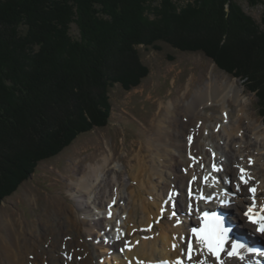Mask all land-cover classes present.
Here are the masks:
<instances>
[{
	"label": "trees",
	"instance_id": "1",
	"mask_svg": "<svg viewBox=\"0 0 264 264\" xmlns=\"http://www.w3.org/2000/svg\"><path fill=\"white\" fill-rule=\"evenodd\" d=\"M160 41L247 82L264 118V12L258 22L239 0H0V205L108 124L110 88L137 87L150 72L137 47Z\"/></svg>",
	"mask_w": 264,
	"mask_h": 264
},
{
	"label": "bare ground",
	"instance_id": "2",
	"mask_svg": "<svg viewBox=\"0 0 264 264\" xmlns=\"http://www.w3.org/2000/svg\"><path fill=\"white\" fill-rule=\"evenodd\" d=\"M241 94L242 92L239 91L235 82L214 83V81H208L205 89L197 93L191 101H187L184 105H173V109L168 106L167 114L159 123V127L164 131L161 138L171 136L175 132V139L172 138V141L167 140L165 143L158 141V144L155 145L156 148H152L153 156L151 159L146 156L148 154L145 156L140 153L136 154L134 158H137L138 163L134 164L133 169L129 171V181L125 180L124 176H122L123 173L117 170L115 165L114 168L105 166L101 169L96 166L99 162L96 161V164L90 163V173L86 176L88 170L86 168L75 181V186L73 187L75 199L77 198L75 204L62 202L65 207L69 204L75 205L77 212L76 215L72 214L75 220L72 221L67 232L58 233L62 236L63 243L57 246L49 242L41 246L28 241V237H22L23 240H20L13 233L9 234V236L8 233L6 236L0 235L3 240V244H0V264H103V261H112L110 255L114 252L116 255L113 258L116 264H147L151 261H163L167 258L174 261V257L184 252L188 255V261L192 264H219L210 258L207 259L204 254L188 249L186 243L179 238V232H185L184 229L187 230V226L179 223V216L171 217L170 212L175 209L182 215L183 208L180 200L186 202H184L186 211L193 203L196 215L201 210L200 206L197 207L199 204L204 207L228 211L229 215L225 220H229V223L231 222L230 224H235V226L230 227L226 223V228L230 236L233 237L235 233H241V231L251 227V224L246 222L242 214L249 204H255L257 208L261 206L262 211L264 210V168H260V172L257 169V164L260 162L264 166V133L259 131V123L257 121H247L252 118H250L251 116L245 117L243 112L245 104H243ZM231 97L235 99L240 107L238 116L235 119V116L231 115V113H229L228 117L224 116V112L228 111L226 107H229V99ZM215 103L224 107L221 117L214 118L213 114L210 118L201 116L200 110L202 108L214 106ZM170 107L173 113L176 109L174 107H183L180 111L183 112L184 117L176 120L180 121V125L172 124L174 119L167 120L170 117L169 114H171ZM227 121L228 123L225 124ZM245 124L251 130L250 135L247 137L244 135V130L243 134H241ZM234 133L242 135V139H245L243 143L249 146V150L244 152V150L239 148L234 153L231 148L227 153H224V149L228 147V141ZM178 137L180 138L178 139ZM190 137L194 138V142L191 145L188 143ZM225 144H227L226 147ZM174 149H182L183 152L182 154L178 152L176 154L177 157H175L172 155ZM157 153L160 158H158ZM104 154L105 152H103L101 157H104ZM163 154L166 156H163ZM109 159L110 157L104 158V161L107 162ZM214 161L216 162L215 167L212 166ZM156 162H159V165L164 168H159ZM247 162H250V165H247ZM175 164H180L179 169L183 173V177L179 180L175 179L176 172L179 169L176 171L171 170ZM234 164L237 165L236 171ZM240 167L245 168L243 173H240ZM162 169H165L166 180H162L160 176ZM223 175L226 177V182L221 177ZM242 176L247 177L245 184L241 183ZM203 177L208 178L206 183L202 181ZM229 179H231L232 183L234 182L233 185L227 183ZM79 182H82L80 192L77 190ZM237 185H242L241 191L235 190ZM103 186H107L108 189ZM123 186H127V189L130 190L127 201L132 204V206L130 205L131 207L126 206L123 210V213H127V219L124 222L126 233L116 238L112 237L108 241L104 240V238L97 241L100 238L98 234L106 230L112 220L116 222L118 219L116 216L117 212L121 211V209L117 210L121 205L122 198H120V193H122ZM188 186L195 193L192 199L187 196ZM251 186L258 187V192L254 198L250 196L248 190ZM150 189L153 190L151 192H154L156 197L153 201L151 198V202L147 200L151 195H145L146 191ZM201 192L207 195L206 201L199 199ZM231 192H236L237 194L234 198L233 208L226 209L225 207L223 209L222 200L230 199L232 196ZM83 195L87 197L86 203H91V208L88 210L90 212H84L77 205L78 203L81 206L83 205L81 202ZM168 195H171V200L165 205L168 207L165 216L161 221H158V212L163 209L162 202L164 203L167 200ZM111 202L116 203V207L113 209L115 211L113 217L108 215L109 210H112L108 208ZM92 205L98 209L95 214H92ZM54 210L55 208L52 211L54 212ZM42 216L39 218L40 220ZM185 216L188 218V215ZM67 218L71 220L72 217L67 215ZM77 218L84 221L83 227L87 228L84 230L85 233L80 231L83 227L77 222ZM168 218L176 221L175 226L169 222ZM56 219L54 217L53 220L49 219L48 221L53 228L57 226ZM153 221H155V224L151 228L150 223ZM191 223H195L193 219H191ZM39 225L40 223L35 227ZM10 228L11 226L9 225L7 232L11 231ZM15 229L21 230L24 228L18 229L15 227ZM170 230L176 231V233L173 234ZM44 234L47 235L46 233ZM28 236L32 237L33 235L29 234ZM186 238L187 235L185 238L183 237V239ZM258 240L263 242L264 234H262V237H258ZM172 242L175 243V248L171 247ZM128 246L131 247V250ZM122 247H125L124 254L118 252V248ZM258 250L260 252L254 251L251 258L260 257L264 262V255L261 254L263 252L260 248ZM220 257L226 264H246L235 260L233 257L226 258L223 252H221ZM255 264H258V262Z\"/></svg>",
	"mask_w": 264,
	"mask_h": 264
},
{
	"label": "rangeland",
	"instance_id": "3",
	"mask_svg": "<svg viewBox=\"0 0 264 264\" xmlns=\"http://www.w3.org/2000/svg\"><path fill=\"white\" fill-rule=\"evenodd\" d=\"M188 1L185 0V2ZM239 3L243 10L256 21L259 22L261 20L264 12L263 4L252 6L246 0H239ZM71 35L74 38L79 37V30L75 23L72 24ZM158 45L161 48L157 49L143 45L137 47L142 62L150 69L148 76L137 87L126 90L117 83L110 88L108 94L112 105V112L108 124L104 127H95L91 131L80 134L70 146L66 147L58 155L40 161L30 178L25 180L12 195L3 200L0 205V235L6 236L8 233L9 236V234L13 233L20 240H23L22 237H28V241L41 246L49 242L57 246L61 245L63 240L62 236L58 233L67 232L72 221L75 220L72 214H77L76 206L73 205L77 199H75L73 187L82 171L88 168L87 176L91 170L90 163L96 164L99 162L96 166H99L101 169L105 166L107 168H114L115 165V168L123 173L122 176H124L125 180L129 181V171L133 169L134 164L138 163L137 158H134L136 154L140 153L144 156L148 154L146 156L151 159L153 156L152 148L158 144V141L165 143L167 140L172 141V138H176L174 137L175 132L171 136L161 138L164 131L159 127V123L165 114H167V107L171 106L173 109V105H184L187 101H191L197 93L205 89L208 81H214V83H222L225 81L235 82L239 91L242 92L241 96L243 98V104H245L243 110L245 117L251 116L250 118H252L247 121H257L259 123V131L264 133V118L259 110L258 97L255 92L249 90L247 82L233 77L231 74L219 68L203 52L182 51L162 41L158 42ZM174 108H176L174 113L172 111L169 114L170 117L167 119V115L166 119H174L172 124L180 125V121L176 120L184 117L183 112L180 111L183 107ZM226 108L231 115L235 116L234 119L238 116L240 107L233 97L229 99V107ZM223 109L224 107L215 103L214 106L202 108L200 114L205 118H210L212 114L214 118L221 117ZM227 123L228 121L225 124ZM243 130L246 137L250 135V127L246 124L244 125V129L242 128L241 134H243ZM241 134L234 133L231 135L228 141L230 146L228 145L226 147L227 144H225L226 148L224 149V153H227L231 148L234 153L239 148L244 150V152L249 150V146L243 143L245 139H242ZM103 152H105L104 157H101ZM178 152L182 154L183 150L174 149L172 155L177 157L176 154ZM157 155L160 158L158 153ZM163 156L166 155L163 154ZM109 157L110 159L105 162L104 158ZM100 158L102 159L100 160ZM156 164L159 168H164L159 165V162H156ZM257 165V169L260 172L261 170L259 169L264 168V166L261 162ZM179 166L180 164H175L171 170L176 171L179 169ZM234 167L236 171L237 165L234 164ZM168 169L170 170L169 167ZM176 173V180L183 177L180 169ZM160 176L162 180L167 179L165 169H162ZM81 183L79 182L77 185L79 192L82 189ZM123 187L120 198H122V204L125 203V205L121 204L123 207L121 208L120 205L117 210L119 211L121 209L122 211L117 212L118 220H123L121 213L124 214V208L126 206H132L127 201L130 190L127 189V186ZM104 188L106 189L107 186ZM151 191L153 190L150 189L145 193L146 196L151 195L147 198L148 201L151 198L152 201L156 199L154 192ZM82 198L81 202L83 205L81 206L79 203L77 205L84 212H90L88 210L91 208V203H86V195H83ZM63 201L73 204L65 207L62 204ZM180 203H182L183 208L182 214H185L186 205L183 200H180ZM92 206V214H95L98 209L94 205ZM54 208L55 210L53 212L52 210ZM67 215L72 217L71 220L67 218ZM88 215L90 214L88 213ZM41 216L42 218L40 220L39 218ZM54 217L57 218L55 220L57 222L55 228L48 222L49 219L53 220ZM168 220L175 226V220L171 218H168ZM77 222L83 227V220L77 218ZM38 223L40 225L35 227ZM180 224L182 223L180 222ZM9 225L11 226V231L7 232ZM108 226L106 231L108 236L111 237V233H109L111 224ZM15 227L24 229L17 230ZM85 229L87 228L83 227L80 231L85 233ZM249 229L253 230V226ZM170 232L173 234L176 233L173 230H170ZM29 234L33 236L30 237L28 236ZM182 234L183 232L180 231V239H183L181 238ZM98 235L100 236V240H103L107 236L103 233H99ZM0 244H3L2 237L0 238ZM121 249L120 253L122 254ZM102 263L110 264L111 261H103Z\"/></svg>",
	"mask_w": 264,
	"mask_h": 264
},
{
	"label": "snow or ice",
	"instance_id": "4",
	"mask_svg": "<svg viewBox=\"0 0 264 264\" xmlns=\"http://www.w3.org/2000/svg\"><path fill=\"white\" fill-rule=\"evenodd\" d=\"M215 167V166H214ZM244 171L243 169L241 170ZM242 181L245 183L247 182L244 177H241ZM250 191H255L254 189H249ZM252 209H249V212H251ZM204 217H209V213L205 212ZM248 216V219L253 224H257L258 228L257 230L261 233H264V215H261L259 219L256 217L249 215L248 213L245 214ZM197 229H193V232H197ZM201 232V242L205 243L208 247L209 251L214 255L219 257L220 252L223 251V245L224 240L226 237V234L228 232V229L224 227L223 220L221 217H218L215 215V213L211 214V218L207 220L205 227L199 230ZM191 250V246H189ZM246 248V245L243 243H240L238 241H233L231 245V251H229L227 254L229 256H240L239 249ZM248 251H255L254 249L248 248ZM264 255V253H261ZM241 259L243 257H240ZM179 264V261L177 262Z\"/></svg>",
	"mask_w": 264,
	"mask_h": 264
}]
</instances>
